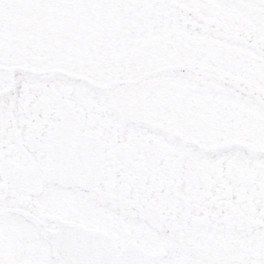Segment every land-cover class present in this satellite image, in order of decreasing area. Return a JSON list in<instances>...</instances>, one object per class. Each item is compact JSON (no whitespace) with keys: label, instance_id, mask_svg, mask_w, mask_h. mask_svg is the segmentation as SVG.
<instances>
[{"label":"snow or ice","instance_id":"1","mask_svg":"<svg viewBox=\"0 0 264 264\" xmlns=\"http://www.w3.org/2000/svg\"><path fill=\"white\" fill-rule=\"evenodd\" d=\"M0 264H264V0H0Z\"/></svg>","mask_w":264,"mask_h":264}]
</instances>
